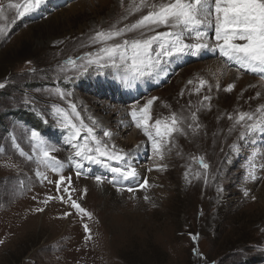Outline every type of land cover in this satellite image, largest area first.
<instances>
[{
  "label": "rangeland",
  "instance_id": "1",
  "mask_svg": "<svg viewBox=\"0 0 264 264\" xmlns=\"http://www.w3.org/2000/svg\"><path fill=\"white\" fill-rule=\"evenodd\" d=\"M2 2L6 19L0 24H7L8 31L0 34V83L5 84L0 89V113L19 107L42 112L47 128L59 134L48 141L59 149L54 155L63 162L62 174L72 178L73 199L92 219L82 218L60 200L40 203L57 194L54 181L58 177L19 155L18 148L31 154L30 130L4 120L6 132L0 128V264H264V251L258 250L264 249V205L253 199L249 188L263 184L264 135L256 133L239 141L240 129L229 132L233 121L228 119L229 114L264 105V80L229 66L218 51L211 50L199 56L173 57L130 86L122 83L123 73L117 75L112 68L92 67L78 75L65 61L97 50L99 45H89L88 38L123 16L120 0L105 4L101 0H47L24 17L7 7L9 3L22 5L24 0ZM146 11L119 26L134 22ZM138 35L129 33L127 38ZM209 38L214 45L213 29ZM200 78L212 85L211 91L205 87L195 92ZM229 83L235 85L233 91H223ZM57 89L71 95L62 100ZM205 95L211 100L201 104ZM153 97L157 99L150 109V123L172 113L186 118V135L174 134L163 160L154 157L151 142L129 115L133 106L138 110ZM69 100L86 124L91 125L89 117L98 122L95 135L99 139L127 154L139 173L136 179L122 180L107 168L87 162H83L85 174L77 178L69 161L74 149L66 142L67 132L57 124L54 112V106L69 110ZM191 112L197 113L201 125L196 134L187 128ZM105 130L111 133L110 139L103 136ZM234 142L240 145L238 153L230 149ZM251 153L258 156L250 177ZM199 156L210 165L207 184L204 170L193 159ZM158 165L166 167L156 170ZM38 170L48 179H39ZM197 172L200 179L193 178ZM97 175L105 182L97 185ZM114 179L119 181L115 186L107 182ZM144 179L151 185L146 190L139 188ZM83 182L92 186L79 199L86 186ZM117 186L125 190L117 191ZM129 187L134 192H128ZM105 190L120 198H112ZM38 207L44 211L35 212ZM65 212L71 215L64 217ZM85 223L92 236L87 241ZM190 234H198L196 243ZM193 248L203 259L193 255Z\"/></svg>",
  "mask_w": 264,
  "mask_h": 264
},
{
  "label": "snow or ice",
  "instance_id": "2",
  "mask_svg": "<svg viewBox=\"0 0 264 264\" xmlns=\"http://www.w3.org/2000/svg\"><path fill=\"white\" fill-rule=\"evenodd\" d=\"M46 3L47 0H24L22 5L9 3L7 7L16 9L17 17H24L38 11ZM120 6L124 9L123 16L109 28L96 30L88 38L89 45H99L97 50L75 59L69 57L65 61V65L75 69L78 75L87 73L92 67L97 70L112 68L116 70L117 75L123 73L120 77L122 83L130 86L133 81L157 72L162 63L169 62L173 57L199 56L202 51L211 50L218 51L220 57L224 58L229 66H234L245 73L259 75L264 80V0H128L126 6L125 0H120ZM145 10H147L146 14L140 15L134 22L124 24L123 27L119 26L124 20L138 13H144ZM4 11L5 5L0 0V20L6 19ZM161 28L165 30L159 31ZM209 29L214 30V45L209 38ZM7 31V24H0V34H6ZM134 32H138L139 35L131 39L127 38V34ZM188 84H193V81L189 80ZM4 87L5 84L0 83V89ZM205 87L211 91L212 85L200 78L195 92L199 93ZM234 87L233 83H229L223 91L232 92ZM216 88L219 90L220 85L217 84ZM56 95L62 100H67L71 94L57 89ZM156 99L153 97L148 100L138 110L133 106L129 115L135 127L141 129L151 142L154 157L163 160L165 148L173 141L174 134L186 135L184 129L186 118L172 113L169 117L156 119L154 123H150L152 120L150 109ZM210 100L211 97L205 95L201 104ZM28 102L26 99L25 103ZM68 109L70 111L54 106V112L58 117L57 124L67 132L66 142L74 149L69 161L74 165L77 178L85 174L83 162L103 166L122 180L136 179L139 176L137 169L128 162L127 154L117 150L114 144L109 146L95 135V127L98 126L96 120L89 117L91 125L86 124L77 110V105L70 100ZM228 119L233 121L229 132L239 127V141L247 140L256 133L264 135V105L258 106L251 112L239 111L236 115L229 114ZM190 120L191 123L187 124V128L196 134L201 127L197 122L196 112L190 113ZM103 136L110 139L111 133L105 130ZM30 146L31 154H26L18 148L19 155L35 163L38 169L50 170L58 177L54 181L57 194L48 195L40 203L47 205L54 199L60 200L70 204L82 218L92 219V214L84 209L77 199H73L71 193L76 189L72 185V178L62 174L63 162L54 155L59 149L35 129L30 131ZM230 149L233 153H238L239 143L234 142L230 145ZM257 156V153H251L248 158L247 171L250 177L255 173ZM193 159L204 170L203 178L207 184V171L210 165L202 156ZM110 162H114L116 166ZM122 163L124 166H120ZM164 167L166 166L158 165L156 170H162ZM36 175L41 180L48 179L44 172L39 170ZM188 176L189 173L186 172V180ZM193 178L200 179L201 174L197 172ZM94 179L97 185L105 182V178L99 175ZM48 182L53 183L51 180ZM107 182L113 183L114 186L119 183L116 179ZM150 186L147 179L139 184V188L145 190ZM116 190L125 189L117 186ZM126 190L134 192L131 187ZM86 193L85 188L79 199H83ZM144 199L147 201L149 197L146 195ZM34 211L43 212L44 208L38 207ZM69 215L71 213H64V217ZM83 227L86 241L91 240V229L88 224H83ZM190 236L193 243H196L198 234H190ZM258 250L264 251V249ZM192 251L193 255L203 259L197 248H193Z\"/></svg>",
  "mask_w": 264,
  "mask_h": 264
},
{
  "label": "trees",
  "instance_id": "3",
  "mask_svg": "<svg viewBox=\"0 0 264 264\" xmlns=\"http://www.w3.org/2000/svg\"><path fill=\"white\" fill-rule=\"evenodd\" d=\"M43 85L45 84H38V86ZM37 113H40V115ZM4 120H13L17 122V125H20L22 129H28L30 131L34 129L38 130L49 141H52L59 136L58 132L47 128L46 125L49 124L43 119V114L39 110L36 111L34 109H23L19 107L11 108L8 111H2L0 113V128H2V133L6 132V127H2V122Z\"/></svg>",
  "mask_w": 264,
  "mask_h": 264
},
{
  "label": "bare ground",
  "instance_id": "4",
  "mask_svg": "<svg viewBox=\"0 0 264 264\" xmlns=\"http://www.w3.org/2000/svg\"><path fill=\"white\" fill-rule=\"evenodd\" d=\"M105 1V2H104ZM106 1L107 2H109V0H101V2H100V4L101 3H103L104 2V4L106 3ZM113 2V1H112ZM113 4H114V2H113ZM218 68V67H217ZM227 75V74H226ZM229 75V74H228ZM233 79V78H232ZM129 159V158H128ZM141 175H142V173H141ZM81 185H86L84 188H88L89 186H92V184L91 183H89V182H83ZM83 188V189H84ZM250 188V190L252 191V192H254V195H253V197H255V199H257V200H259V202H260V204H262V205H264V180H263V184L259 187V188H257V186L255 185V186H250L249 187ZM105 191H107V190H105ZM107 192H109V194L111 195V197L113 198H120L117 194H115V193H112V192H110V191H107Z\"/></svg>",
  "mask_w": 264,
  "mask_h": 264
}]
</instances>
